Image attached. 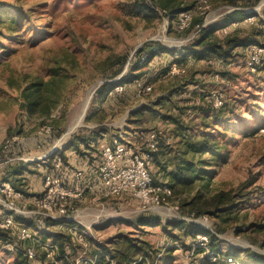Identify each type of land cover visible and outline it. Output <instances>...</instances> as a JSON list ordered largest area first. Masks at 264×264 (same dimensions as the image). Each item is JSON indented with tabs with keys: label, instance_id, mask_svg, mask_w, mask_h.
Instances as JSON below:
<instances>
[{
	"label": "rangeland",
	"instance_id": "rangeland-1",
	"mask_svg": "<svg viewBox=\"0 0 264 264\" xmlns=\"http://www.w3.org/2000/svg\"><path fill=\"white\" fill-rule=\"evenodd\" d=\"M138 1L0 0L3 9L21 21L19 31L0 24L1 168L24 165L28 183L39 196L42 179L55 171L54 159L66 157V162L89 165L100 160L98 147L113 138L145 150L149 134L156 131L159 148L149 163L154 180L170 185L176 165L186 160H192L201 178L172 189L166 207L145 210L128 193L86 195L75 205L69 221L73 224L40 214L23 220L36 231V240L56 245L68 264H95L97 252L105 256L104 264H119L105 249L112 251V241L121 237L139 245L148 242L144 247L149 255L141 251L136 262L206 264L210 250L196 249L192 225L215 234L221 251L233 250L239 264H253L245 251L264 255V56L252 71L249 53L252 45L264 47V27L258 22H264V0H251L256 1L252 7H235L228 0H184L190 8L181 13H187L189 25H183L181 13L173 19L156 7L155 14L140 13ZM146 3L152 5L151 0ZM235 9L253 15L219 34L236 28L243 33L262 29L259 42L238 47L239 56L229 61L196 58L187 52L200 20L211 24ZM150 41L177 52L158 53L136 80L110 93L102 91L105 81H115L128 71L135 52ZM125 57L129 63L122 73L109 79L115 63ZM55 73L58 106L48 118H27L20 107L21 89ZM142 86L151 89L139 94ZM218 94L225 102L215 108L213 95ZM74 124L78 126L69 132ZM204 134L215 135L221 147L215 159L209 153L192 155L185 150L188 142ZM95 137L87 150L84 142ZM73 138L82 140L78 150L69 148ZM53 148L56 151L49 155ZM22 184L16 181L15 188ZM222 191L230 192L233 201L196 215V207ZM20 205L28 213L35 210L32 200ZM143 217H157L161 224L140 226L137 221ZM35 247V259L5 251L0 264H45L44 249Z\"/></svg>",
	"mask_w": 264,
	"mask_h": 264
},
{
	"label": "trees",
	"instance_id": "trees-1",
	"mask_svg": "<svg viewBox=\"0 0 264 264\" xmlns=\"http://www.w3.org/2000/svg\"><path fill=\"white\" fill-rule=\"evenodd\" d=\"M152 5L147 4V0H139L137 4V10L140 13L146 14H155L154 8L161 9L168 17L173 19L177 14L182 11L188 10L190 6L184 4V0H151ZM250 3H247V2ZM258 2V1H257ZM229 5L235 7H252L256 4V1L251 0H228ZM153 6V7H152ZM249 11L243 9H235L232 12L226 14L221 19H218L211 24L204 25L203 21L200 20L198 25H200L199 31L196 35L190 40V43L186 47V50L189 54L195 56L196 58H205L214 56L221 59L222 61H229L232 58L239 56V53L236 51L238 47H247L254 42H259L260 37L263 34V30L256 28L251 29L249 33H243L239 28L233 29L226 34L220 35L218 31L232 25L233 23L251 17ZM256 16V13L254 14ZM262 27H264V22L259 19L258 21ZM4 23L10 25L12 31L20 30L21 21L17 18L16 14H9V10H4L3 6L0 4V24ZM204 25V26H202ZM257 30V31H256ZM243 33V34H242ZM255 38V39H252ZM160 52L176 53L177 50L174 48H168L163 46L161 43L156 41H150L144 43L134 54V57L130 61L128 71L122 76L118 77L124 70L127 63H129L128 57H125L122 60L117 61V68L109 74V79L118 77L115 81H105L101 85V90L105 93L112 92L117 86L123 84L131 83L136 80L140 74L143 73L142 69L149 64V62ZM145 56V57H144ZM57 74L55 73L53 77L48 80L39 79L35 80L20 91V107L24 111L27 118H32L36 115L41 116L42 118H48L51 116L53 110L58 106L59 96L54 90L53 86L56 84ZM222 111V110H221ZM174 120H176L174 118ZM178 122V119L176 120ZM85 140V139H84ZM84 142L86 146L90 147V141ZM82 140L80 138H73L70 140V147L73 146L75 149H79ZM221 147L218 145V141L215 135L204 134L199 139L188 142L186 152L192 155L195 154H211L215 159L217 156H220ZM209 164V163H208ZM24 166V165H22ZM22 166L12 168V179H9V176H6L2 181L10 182L15 187L16 181H22V178L17 177L18 173L25 171ZM200 172L196 168L192 160H186L184 163L177 164L175 172H172L170 175V185L171 189L177 187H186L193 184L196 180L200 179ZM234 196L230 192L222 191L213 195L209 200H207L203 207H196V215L199 216L206 215V212H209L208 209H218L222 205L232 202ZM194 206L195 201L193 200L190 203ZM224 212H227L224 210ZM68 224H73L72 222L66 221ZM140 226H150L155 227L161 224L160 219L157 217L151 218H140L137 221ZM193 226V227H192ZM193 230H190L193 238L197 234H206L209 236V242L207 244L210 254L217 256L225 257L222 261L211 262V259H208L206 264H229L226 259L232 257L235 259L236 263L239 264L238 259L233 250L227 253H223L220 249V244L218 243V237L212 232L202 228L192 225ZM123 243V245H122ZM139 245L134 243L132 239L128 237H121L119 240L112 241V251L109 249L107 252L113 257L118 258L119 264H143L142 261H137L138 254L141 251L146 252L148 255L147 249L144 245H148V242L142 241ZM38 247H41L37 245ZM103 245L100 244L98 248L103 249ZM42 248V247H41ZM198 250H205L206 248L197 246ZM247 257L253 262V264H264V255L258 252L251 250L245 251ZM96 263L95 264H104L105 256L95 253ZM157 264V263H154Z\"/></svg>",
	"mask_w": 264,
	"mask_h": 264
},
{
	"label": "built area",
	"instance_id": "built-area-1",
	"mask_svg": "<svg viewBox=\"0 0 264 264\" xmlns=\"http://www.w3.org/2000/svg\"><path fill=\"white\" fill-rule=\"evenodd\" d=\"M201 1L206 3V0ZM181 16L183 25H187V13L183 12ZM198 26L200 29V25ZM249 55L250 68L255 71L263 59L264 47L252 45ZM116 89H122V86H117ZM150 89V86H142L138 93ZM213 101L215 108L222 107L225 102L220 94L213 95ZM48 130L50 132V129ZM158 137V132H151L145 150L119 139H114L102 147V160L97 170L99 183L105 189L106 196L131 194L145 210L169 205L173 190L168 185L154 180L149 165L159 148ZM62 166L63 160L57 158L54 165L56 172L43 179L42 192L33 201L35 214L58 221L72 219L75 205L85 194L84 171L74 170L71 176L67 177L61 173ZM18 195L10 182L0 184V254L14 251L23 253L29 259H35L37 256L35 246L39 245L45 251V264H68L56 245L39 242L35 238L36 231L16 220L15 215L21 213L17 204ZM203 218L208 221L207 216ZM208 242L209 236L206 234H197L195 237V243L200 247L208 249ZM209 256L213 262L221 258L214 254ZM90 261L95 263L93 259ZM226 261L229 264L236 263L232 257Z\"/></svg>",
	"mask_w": 264,
	"mask_h": 264
},
{
	"label": "crops",
	"instance_id": "crops-1",
	"mask_svg": "<svg viewBox=\"0 0 264 264\" xmlns=\"http://www.w3.org/2000/svg\"><path fill=\"white\" fill-rule=\"evenodd\" d=\"M114 139L116 138H113L111 141H108L106 143H102V147L109 143V142H112ZM97 138H93L91 140V143H90V146L92 145L93 146V142L96 141ZM69 148H75L73 146H69ZM95 148V147H94ZM55 149V148H53ZM52 149V150H53ZM51 150V151H52ZM77 150V149H75ZM87 150H90V148H87ZM98 150H100V153L102 152V148H99L98 147ZM50 151V152H51ZM64 154V153H63ZM100 160L99 159H95L94 160V163H91L88 165H83V166H80V165H76L74 163H72L71 161H67L66 162V157H64L65 159L63 160V166L61 168V173L67 177L71 176V173L72 171L76 170V169H83L84 173H85V178H84V186H85V194L84 196L86 195H91L93 197H104L106 196L105 195V189L100 185L99 183V180H98V165L101 163V160H102V155L100 154ZM56 159H54L53 162H55ZM96 161V163H95ZM68 163V164H67ZM67 164V166H65ZM1 166H3V164H0V184L3 183L4 181H2L6 176H9V179L13 176L12 175V168L9 169L8 167H3L1 168ZM56 171H53V173H55ZM25 173L26 171H23L21 173H18L16 176L19 177V178H22V182H24V184L21 185V189H17L15 188V190L18 192V197H17V204H18V208L19 210L21 211V213H18L15 215V218L18 222H21V223H25V221L23 220L26 216L28 215H33L35 214V210H30L29 213H28V210H23L21 207L20 204H25V201L29 202L30 200H32V203L34 201V198L36 197L37 193L33 192L32 191V186L30 185V183H28V177L25 176ZM52 173V174H53ZM27 182V183H26ZM12 184V183H11ZM42 185H43V179H42V182H41V188L40 190H42ZM41 192V191H40ZM25 194L28 195L29 197H25ZM84 196L82 199H84ZM79 200V201H82ZM78 201V202H79ZM77 202V203H78ZM24 207V206H23Z\"/></svg>",
	"mask_w": 264,
	"mask_h": 264
},
{
	"label": "water",
	"instance_id": "water-1",
	"mask_svg": "<svg viewBox=\"0 0 264 264\" xmlns=\"http://www.w3.org/2000/svg\"><path fill=\"white\" fill-rule=\"evenodd\" d=\"M251 11H255L254 9L253 10H251ZM56 151V149H53L50 153H49V155H51V154H53L54 152ZM59 221H71V219H61V220H59Z\"/></svg>",
	"mask_w": 264,
	"mask_h": 264
},
{
	"label": "bare ground",
	"instance_id": "bare-ground-1",
	"mask_svg": "<svg viewBox=\"0 0 264 264\" xmlns=\"http://www.w3.org/2000/svg\"><path fill=\"white\" fill-rule=\"evenodd\" d=\"M76 126H78V124H74V125H72L70 128H69V132H71ZM68 132V133H69Z\"/></svg>",
	"mask_w": 264,
	"mask_h": 264
}]
</instances>
